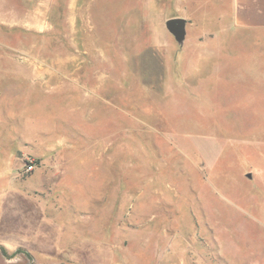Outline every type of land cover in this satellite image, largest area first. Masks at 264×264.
Instances as JSON below:
<instances>
[{
    "label": "rangeland",
    "instance_id": "rangeland-1",
    "mask_svg": "<svg viewBox=\"0 0 264 264\" xmlns=\"http://www.w3.org/2000/svg\"><path fill=\"white\" fill-rule=\"evenodd\" d=\"M206 1L0 0V236L44 241L13 258L264 264V36L210 79L166 75Z\"/></svg>",
    "mask_w": 264,
    "mask_h": 264
},
{
    "label": "crops",
    "instance_id": "crops-1",
    "mask_svg": "<svg viewBox=\"0 0 264 264\" xmlns=\"http://www.w3.org/2000/svg\"><path fill=\"white\" fill-rule=\"evenodd\" d=\"M210 3L212 4V1L208 0L204 4L210 5ZM213 3L215 5L213 11L207 10L205 5L202 6L205 9L202 17L204 24L200 27L202 37L197 53L187 59L186 56L183 57L184 52L179 50L171 59L170 65L166 53V75L170 70L169 73L175 72L180 79H189L191 76L210 79L220 70L221 63L215 58L220 52L234 45H240L243 49L248 39H251L252 43L253 35L264 36V0H217ZM211 13H213L212 16ZM175 16H180V14L171 17ZM210 21L213 25L216 21L221 27L215 26L213 29L206 27L205 24H209ZM7 234H12L15 241L8 242L5 237L0 236V264H25L20 259L13 258L15 253L8 254L13 244L44 242L34 230L30 233L28 226H22V224L11 227ZM12 236H7V238L13 239ZM59 243V240L54 238L50 242L53 248L55 245L56 248L59 247Z\"/></svg>",
    "mask_w": 264,
    "mask_h": 264
},
{
    "label": "water",
    "instance_id": "water-1",
    "mask_svg": "<svg viewBox=\"0 0 264 264\" xmlns=\"http://www.w3.org/2000/svg\"><path fill=\"white\" fill-rule=\"evenodd\" d=\"M167 30L182 43L186 37V19L183 17H171L166 20Z\"/></svg>",
    "mask_w": 264,
    "mask_h": 264
},
{
    "label": "built area",
    "instance_id": "built-area-1",
    "mask_svg": "<svg viewBox=\"0 0 264 264\" xmlns=\"http://www.w3.org/2000/svg\"><path fill=\"white\" fill-rule=\"evenodd\" d=\"M34 167L33 163H29V165H27V170H32Z\"/></svg>",
    "mask_w": 264,
    "mask_h": 264
}]
</instances>
